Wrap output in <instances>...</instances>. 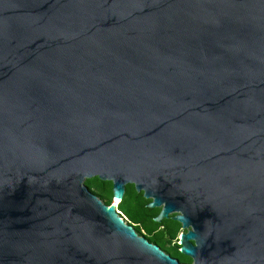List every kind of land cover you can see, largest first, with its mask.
<instances>
[{"label":"water","instance_id":"obj_1","mask_svg":"<svg viewBox=\"0 0 264 264\" xmlns=\"http://www.w3.org/2000/svg\"><path fill=\"white\" fill-rule=\"evenodd\" d=\"M0 264H264V0H0Z\"/></svg>","mask_w":264,"mask_h":264},{"label":"trees","instance_id":"obj_2","mask_svg":"<svg viewBox=\"0 0 264 264\" xmlns=\"http://www.w3.org/2000/svg\"><path fill=\"white\" fill-rule=\"evenodd\" d=\"M88 189L106 205L113 201L112 182L101 180L98 176L84 180ZM151 201L143 196V192H137L134 184L125 185L122 199L117 203L119 210L127 224L131 225L138 235L144 236L149 242L158 245L163 251L178 259L180 262L190 263V257L180 252L178 244L182 231L181 224L170 217L160 222L154 220L160 211V207H147Z\"/></svg>","mask_w":264,"mask_h":264},{"label":"built area","instance_id":"obj_3","mask_svg":"<svg viewBox=\"0 0 264 264\" xmlns=\"http://www.w3.org/2000/svg\"><path fill=\"white\" fill-rule=\"evenodd\" d=\"M116 206H117V203H116ZM116 211L119 213V216H120L124 221H126V220H125V219H126L125 216H123L122 213H121L119 210L116 209Z\"/></svg>","mask_w":264,"mask_h":264},{"label":"bare ground","instance_id":"obj_4","mask_svg":"<svg viewBox=\"0 0 264 264\" xmlns=\"http://www.w3.org/2000/svg\"><path fill=\"white\" fill-rule=\"evenodd\" d=\"M114 201L119 203V199H115Z\"/></svg>","mask_w":264,"mask_h":264},{"label":"rangeland","instance_id":"obj_5","mask_svg":"<svg viewBox=\"0 0 264 264\" xmlns=\"http://www.w3.org/2000/svg\"><path fill=\"white\" fill-rule=\"evenodd\" d=\"M113 202V201H112ZM115 203H118V202H115ZM183 230V229H182ZM184 231H186V229H184Z\"/></svg>","mask_w":264,"mask_h":264}]
</instances>
